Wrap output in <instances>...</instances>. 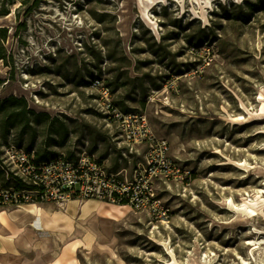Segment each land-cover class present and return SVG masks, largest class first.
I'll list each match as a JSON object with an SVG mask.
<instances>
[{
    "label": "rangeland",
    "instance_id": "obj_1",
    "mask_svg": "<svg viewBox=\"0 0 264 264\" xmlns=\"http://www.w3.org/2000/svg\"><path fill=\"white\" fill-rule=\"evenodd\" d=\"M2 29L0 150L13 131L45 160L133 172L146 149L123 156L104 86L191 176L158 184L165 220L94 200L0 211V264H264V0H0Z\"/></svg>",
    "mask_w": 264,
    "mask_h": 264
},
{
    "label": "built area",
    "instance_id": "obj_2",
    "mask_svg": "<svg viewBox=\"0 0 264 264\" xmlns=\"http://www.w3.org/2000/svg\"><path fill=\"white\" fill-rule=\"evenodd\" d=\"M96 85L101 86L100 82ZM101 108L106 119L116 125L127 146L123 156L135 170L109 172L89 156L70 158L61 155L47 161L38 159L36 149L26 148L15 140L13 131L0 150V211L29 206L54 205L65 209L74 201L94 200L115 206H127L152 220H165L167 210L158 198L159 183L183 182L191 171L181 167L171 156L170 143L159 137L148 115L125 112L115 105L108 88L101 87ZM132 155V156H131Z\"/></svg>",
    "mask_w": 264,
    "mask_h": 264
},
{
    "label": "trees",
    "instance_id": "obj_3",
    "mask_svg": "<svg viewBox=\"0 0 264 264\" xmlns=\"http://www.w3.org/2000/svg\"><path fill=\"white\" fill-rule=\"evenodd\" d=\"M5 15H8L7 13H5ZM0 38L5 40L7 38V31L6 29H2V31H0ZM7 59V54H6V50L4 47L0 46V61H6ZM3 81L0 80V87L2 86ZM2 111V109H0ZM27 114H30V111L27 112V110L22 109L21 111H17L15 113H9L6 118H5V127L4 129H9L10 126H15L18 123L19 118L21 117H27ZM29 149H33L32 147H30ZM38 159L40 161H47L41 157H39L38 154ZM49 160V159H48Z\"/></svg>",
    "mask_w": 264,
    "mask_h": 264
},
{
    "label": "crops",
    "instance_id": "obj_4",
    "mask_svg": "<svg viewBox=\"0 0 264 264\" xmlns=\"http://www.w3.org/2000/svg\"><path fill=\"white\" fill-rule=\"evenodd\" d=\"M104 166V165H103ZM105 168V167H104ZM106 169V168H105ZM107 170V169H106ZM121 170H123V169H121ZM121 170H119V171H121ZM108 171V170H107ZM111 172H115V171H111ZM118 172V171H117ZM86 202V201H85ZM74 203H80V202H78V201H75ZM127 207V206H126ZM72 224V220H70V224L69 225H71ZM42 225V222H38V227L39 226H41ZM11 262V261H10ZM20 262V264H25L23 261H19ZM50 262H53V261H50ZM15 263L17 264L18 262L17 261H15ZM33 263V262H32ZM59 264H79L78 263V261L76 260V259H74V258H70V257H68V258H66V259H64L61 263H59Z\"/></svg>",
    "mask_w": 264,
    "mask_h": 264
},
{
    "label": "bare ground",
    "instance_id": "obj_5",
    "mask_svg": "<svg viewBox=\"0 0 264 264\" xmlns=\"http://www.w3.org/2000/svg\"><path fill=\"white\" fill-rule=\"evenodd\" d=\"M25 211H26V209H16L15 212L11 213V216L14 217L16 213L21 214V213H24ZM33 212L34 211L31 210V213H33ZM34 219L36 220L37 217H34ZM35 220H34L33 227H38V222H35ZM31 222H33V221H31ZM27 223H29V222H25L26 225H27ZM1 230H3L2 226H1ZM7 264H11V262H9Z\"/></svg>",
    "mask_w": 264,
    "mask_h": 264
}]
</instances>
